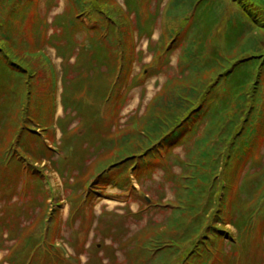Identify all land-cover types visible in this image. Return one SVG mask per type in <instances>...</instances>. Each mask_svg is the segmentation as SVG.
Returning <instances> with one entry per match:
<instances>
[{
    "label": "rangeland",
    "instance_id": "374dc122",
    "mask_svg": "<svg viewBox=\"0 0 264 264\" xmlns=\"http://www.w3.org/2000/svg\"><path fill=\"white\" fill-rule=\"evenodd\" d=\"M188 2L191 3V0ZM19 3L22 4V2ZM109 3L112 8L114 7V12L120 15L121 35L123 38L129 37V39L126 38V45L128 52L134 46L135 60L130 73L129 68L124 67L121 75L113 77L111 85L117 81L119 86L110 98L108 95L111 91L108 90L104 100L98 97L105 93V82L98 80L99 76H97L98 73L105 76L108 72L106 69L108 62L105 59L103 61L99 59L102 46H99L93 54L95 59L93 73L98 72L97 78L92 80V93L96 101L92 100L93 96L85 87L88 85L82 86L83 76L86 74L84 67L87 65V56L81 54L80 61L76 62V56L81 53L84 45L90 42H94L95 45L104 43L100 39L104 38L105 33L99 29H91L99 18L97 10L100 6L96 1H93L94 5L85 13H80L76 0H34L29 7L31 10L29 9L20 27L25 36L23 44L15 46L9 42L3 43L0 38V49L6 51L7 47L14 49L15 53L23 57L26 66L36 73L34 78L29 80L28 73L21 71L20 74L13 70L0 55V133L7 132V138L10 140L19 131L18 125L21 123L17 119L27 117V111L31 106V110L37 114L38 121L31 120L28 124H31L36 134L42 136L48 147L52 148L50 149L53 153L51 163L46 160L36 163L38 171L42 174L41 178H32L33 180L25 187L26 171L21 168L20 176L16 177L17 171L14 172V165L10 167L11 171L4 169L8 165L9 140L7 139L3 145L0 143V148L2 147V150L0 149V264H12L14 257H17L14 260L17 264H31L30 259H33L35 252L38 256H47V262L36 259L33 264H166L172 253L168 258V249L163 248L155 252L156 246L173 245L175 240L179 243L177 246L183 249L192 247L194 244L183 245L177 237L181 238L186 232L194 231L196 218L193 217V219L189 214H184L181 220L177 221L181 222L180 225H176L177 227H174L175 224L172 223L171 218L175 211L174 206L181 205L182 200L184 206L191 203V201L188 202L187 192L183 191L186 187H184L182 176L186 173L185 165L192 161L190 158H192L194 140L212 134L209 135L207 144L213 146L220 142L218 133L201 123L191 137L188 136L183 142L173 145L171 151L166 153L165 157L162 156V160L154 158L155 160L148 164L146 170H141L140 164L131 169L127 164L114 165V162L120 158V156L114 157L119 150L118 141L127 134L137 133L138 129L143 128L145 121L150 117L148 115L151 107L154 105L157 109H161L155 105L157 101H161L160 103L164 105L169 104L167 101H173L174 91L186 89L185 85L189 87L191 76L183 69L185 65H182V60H184L183 51L187 44L185 39L190 38L191 32V36L195 34V30L204 33V36L213 33V36L206 40L205 57L213 53L219 55L224 52L232 53L238 47V43L228 42V37L225 35L227 19L234 18L235 24L247 20V23H253L255 27L253 34L259 35L261 51L264 52V30H258L261 24L259 20L264 22V13L253 11L254 7L250 0H241V2L240 0H203L194 6L192 15L178 23L177 20L169 17V12L179 16L178 12L182 11L181 15H183L189 10V5L182 6L177 11L180 4H177L176 0L173 6V0H111ZM132 3L135 4V8L129 13L127 6ZM12 5V2L0 3V19H9ZM68 12L80 13L79 18L86 23L89 30L81 32L76 29L77 27L71 29L66 23ZM147 14L152 16V22H154L151 26L154 29L153 35L149 39L146 34L138 35L136 31L139 16L143 18L145 17L143 15L147 16ZM240 14H243L244 19L239 16ZM169 19L172 21L171 26L175 29L179 25L185 27L189 19L190 24L193 25L184 40L177 42L178 45L168 43L172 38H167L168 33H166ZM43 20L47 21V26H43ZM200 21L205 26L202 30L198 26ZM149 25V22H145L146 27ZM209 26L212 30L208 28ZM68 33L72 37L75 33L72 43L67 37ZM54 35L56 38L53 37L48 41ZM163 39H167L165 43H162ZM181 45L185 46L181 48ZM163 49L168 50L165 56L161 52ZM73 53H75L74 57H72ZM154 55L156 56L153 60ZM223 57L229 61L228 54H223ZM160 61H162L161 64ZM64 68L67 70L66 74H64ZM155 68L158 69L154 70ZM220 68L222 65L216 67L214 71L204 68L196 73L194 80L200 87L199 95L209 86L213 89L222 88L224 82L216 86V81L222 82L226 75L225 68L222 74L217 73ZM230 68H233V65H228V69ZM90 76L91 74L88 79ZM22 79L33 85L36 93L31 97L27 96L29 87L24 84L25 81L22 82ZM260 79V88L264 90V66ZM54 89H57L56 96L47 110L46 98L49 103V91ZM65 91L72 96H77L81 101L80 104L77 106L70 99L65 100ZM185 93L189 94L188 91ZM192 96L197 102L193 107H200L199 96ZM38 99L41 100L37 101ZM86 101L87 110L91 111V114H94L93 111L98 112L99 119L103 122L101 129H91L95 121L88 122L85 114L87 110H83ZM26 103L29 104L28 108L25 107ZM162 113L165 115L164 111ZM258 117L261 123L257 134L264 127V119L262 121L264 112L262 117ZM255 118L257 119V115ZM39 121L42 124H39ZM240 121L242 122L243 118ZM178 122V125H182L183 118H178ZM253 127V130L257 128V126ZM104 128L108 129H105L107 135L103 136V133L91 138L92 130L104 132ZM219 148L220 145L214 147L216 152L220 150ZM13 150L17 155L20 154L19 159L26 157L18 147L15 146ZM258 151L261 160H255L256 164L254 161L246 163L231 182L227 181L230 184L227 187L228 190L224 192L222 190L225 186L224 181L233 176L229 178L230 172H224L223 166L226 163L225 158L229 156V147L223 150L220 170L218 177L215 178L217 182L213 193V205L209 208V220L205 225L200 226L202 237H204L203 231L213 217L222 214V209L223 215L226 216L223 202L226 203L227 209L231 208L229 204L233 207L232 216L230 218L226 216L224 221L233 223L240 212L237 208L241 205L246 206V201L250 205L261 194V189L255 190L256 182L250 181L258 180L259 177L256 174L264 176V172L258 173L259 168L264 167V136L259 139ZM137 160L140 161L139 158ZM105 164L106 167L111 165L112 169L109 168L108 171L101 173V178L95 179L93 176L96 172L93 173V171ZM234 171H236L235 167ZM12 173H15L14 176ZM8 176H11V179L16 178L11 181ZM262 179L264 180V177ZM130 183L132 186L129 185ZM247 183L250 185L248 186ZM132 187L134 191L130 192ZM196 194L192 202L200 209L208 194H199V192ZM75 199H78V204ZM196 207L193 213L196 212ZM187 212L186 210L184 213ZM255 218L257 219L255 223H258L255 227L256 236L253 230L247 233L249 246L247 258L264 264V259L258 258L261 254L258 251V243L264 244V236L261 241V235H259L264 228V205L261 213ZM17 225L20 229L14 233L13 228ZM227 227L233 235L236 233L233 225L228 223ZM30 229L33 231L26 232ZM196 233L192 237H200ZM221 233L225 234L224 231ZM188 243L190 244L191 241ZM147 245H150L152 249L147 248ZM17 247L19 249L15 250ZM225 247L228 252L237 251L229 242ZM26 249H30V258L26 256L24 261L23 257L26 253L16 251ZM188 251L183 250L173 254V259L168 264H181L182 258L187 256Z\"/></svg>",
    "mask_w": 264,
    "mask_h": 264
},
{
    "label": "trees",
    "instance_id": "16d2710c",
    "mask_svg": "<svg viewBox=\"0 0 264 264\" xmlns=\"http://www.w3.org/2000/svg\"><path fill=\"white\" fill-rule=\"evenodd\" d=\"M5 1L12 2L13 5L9 19H0L1 41H3V43H12L15 46L21 45L24 42L23 38L25 36L24 33L21 32L20 27H22L28 11L31 10L29 7L32 5L34 0H0V3H4ZM93 1H96L97 5H99L100 8L97 10L99 18L95 21L94 28L91 29H99L100 31L105 33L104 38L100 39L103 40L101 42L104 43H102V45H95L94 42H90L87 43L86 46L84 45V47L81 49V53H78L76 56V62L80 61L79 56L81 54L87 56V65L86 67H84V72L86 74L83 76L84 83H82V86H84V84L88 85L85 87L93 96H91L92 100L96 101V97L92 93V82L97 78V76H99L98 80H104L106 87L105 93L98 98L102 100L106 99L108 90L111 91V93L108 95V98H110L113 96L114 91L119 86L117 81H114L111 85V80L114 76L121 75L124 67L126 69L129 68L128 72L130 73V68L134 63L135 57L134 46H132L131 51L128 52L126 38L129 39V37L123 38L121 35L120 29L122 25L120 24V15L117 14V12H114V7L112 8L111 4L109 3L111 0H76V3L78 4L80 9V13H85L89 7L93 6ZM202 1L203 0H197L195 2V0H191L190 3L188 2V0H176L177 4H180V7L177 8V11H179L182 6L186 5H189V10L186 11L183 15H181L182 11L178 12L179 16H175L174 14H170L169 12V17H172L173 20H177L178 23H180L182 22L181 20L187 18L189 15H192L194 6L198 3H201ZM19 2H22V4H20ZM174 3L175 0H173L172 6ZM250 3L253 4V11L255 10L256 13H264V0H250ZM134 8L135 4H128L127 11L129 13L133 12ZM80 13L76 14L74 12H68L69 15L67 17V22H65L69 24L71 29L72 27H77L76 29L78 31H88L89 27L83 20L79 18ZM242 15L243 14H240L239 16L242 17ZM115 16L117 18H114ZM143 16L145 17L142 18V16H139V20L137 21L138 27L136 28V31L138 35L139 33L140 35L146 34L149 39L152 37V32L154 31V29L151 27L152 25H154V22H152L153 18L152 16L150 17L149 14H147V16ZM190 19L185 27L179 25L177 29L171 26V19L167 21V38L172 37L171 40L168 41V43H172V45L175 43V45H178L179 42H182L184 40L191 28H193V25L190 24ZM233 19L234 18L232 17H229L227 19L225 35L228 37V42L230 44L238 43V47H236V50L232 53H223L229 55V61H227V59L223 57V54L219 55L217 53H213L209 57L204 56L205 47L207 45L206 40L208 41V39L213 36V33L204 36V33L195 30V34L191 36V32L189 34L190 38L185 39L187 41L186 46L181 45V48L185 46V49L183 51L184 60H182V65L185 66L184 68H182L185 69L188 74H190L191 84L189 85V87L185 85L186 89L174 91L175 93L173 95V101H167V103L169 104L164 105L160 103L161 101H157L155 105L159 106L161 109H157L153 105L149 111L148 117H150L147 121H145L143 128L138 129L137 133L127 134L120 141H118L120 143L119 150L117 151V156H114H120V158L114 162V165L121 163L127 164L129 166L128 168L131 169L132 167H138L140 164V169L142 170L145 169L150 162L152 163L155 160L154 158H159V160H162V156L165 157L166 153L171 151L173 145L183 142L184 139L188 136L191 137L201 123L206 124V126H208L210 130L218 133L220 142L215 143L213 146L207 144L209 135L212 134L194 140V147L191 151L192 158H190V160L192 161H189V163L185 165L186 173L182 176L184 187H186V190L183 191L187 192V198L189 199L188 202L190 203L191 201V203L189 205L185 204L184 206L182 205V200L181 205H173L175 211L173 213V218L171 219L172 223L175 224L174 227H177L176 225H180L181 222L177 221H180L182 215L184 214H189L190 216H192V218L194 217L197 220V222L194 221L196 223L194 231L190 230L186 232L181 238L179 236L177 237L180 243L183 242V245L187 244V246H189L194 243L193 246L187 247V249L180 248L177 246L179 243L174 239L175 241L173 245H163L161 247L156 246L154 249V251L156 252L157 250L160 251L163 248H167L168 258L171 256V253L173 256V254H178V252L180 251L189 250L187 256L185 258H182L181 264H259L257 260L247 258V255L249 253L247 233L253 230L254 236H256L255 227L258 223H255L257 220L255 217L261 213L264 205V180L262 179L264 176L262 174H256V176L259 177L258 180L253 179L250 181L256 182L255 190L261 189V194H259L257 200H254L250 205H248L246 201V206H238L239 208H237V210H240V212H238L235 222L231 223L229 221H224V218H226V216L228 218L232 216L233 207L231 204H229L228 206H230L231 208L227 209L226 203L223 202L222 205L224 210L226 209V216L223 215L222 209V214H218L217 216L213 217L211 223L203 231L204 237L201 236L202 231H200V226L205 225L209 220V208L213 205L214 201L213 193L217 182V179L215 178L218 177V171L220 170V158L223 154V150L226 147H229V156L228 158H225L226 163L223 166L224 172H230V174H228L229 178L230 176H233L229 180L224 181L225 186L224 189H222L224 190V192H226V189L230 184L227 181L231 182L238 175L241 169L246 165V163L249 164L251 161H254V164H256L255 160H261L260 152L258 151V145L259 139L264 136V127L260 130V133L257 134V132L261 123L258 116L262 117V113L264 112V90L260 88V78L264 66V52L261 51L259 35L253 34V29H255L253 23H247V20H245V22L239 21V24H235ZM259 21L261 24L259 25L258 30H264V25H262L264 24V22L261 21V19ZM145 22L150 23L149 27L145 26ZM201 22L202 21H200L198 24V26H200V30L205 28V26H203L204 24H202ZM40 24L41 20L39 21V25ZM207 24L213 26V24L211 23ZM244 25H247V27H245ZM43 26H47L46 20H43ZM211 26L208 27L210 30H212ZM74 35L75 33L73 34V37L69 33L67 35L71 43L73 42L72 40L74 38ZM53 37L56 38V36L54 35L50 37L48 41L53 39ZM166 40L167 39H163L162 43H165ZM105 42H107V44H105ZM99 46H102L99 53V59H101V61L105 59V61L108 62V66L106 68L108 72L105 76H103L102 73H93L95 67V64L93 63V61L95 60L93 58V54ZM85 47L88 48L84 49ZM7 49V51L4 49H0V55L4 59L5 63H7L9 67H12L13 70L18 71L20 74L21 71L28 73L29 80L31 78L33 79L36 73L32 72V68L29 67V69L26 66V62L25 60H23V57L20 54L15 53L14 49H10L8 47ZM167 51L163 49L161 52H163L165 56L168 54ZM74 55L75 53L72 54V57H74ZM155 56L156 55L153 56V60ZM222 57L223 61L221 60ZM232 60L233 62H236L233 63ZM161 62L162 61H160V64ZM224 63L227 64L224 65ZM219 65H222V68L218 69L217 73L220 72V74H222L224 68V71H226H223L226 75L223 77L222 82L220 80L216 81V86L222 85V83L224 82L222 88L213 89V87L209 86L203 91L201 95H199L198 90L200 87L197 85V81L194 80L196 73L201 72V70L204 68L209 71H214V69ZM228 65H233V68L228 69ZM157 69L158 68H155L154 70ZM66 72L67 70L64 68V74H66ZM89 74H91L90 79H88ZM188 74L187 77H189ZM127 76H129V74H127ZM19 78H21V76ZM23 81H25V79H22V82ZM24 84L28 85L29 87L27 89L28 97H31V95H34L36 93L31 82L25 81ZM56 90L57 89L49 91V103L48 99L46 98L47 110L50 104L55 99ZM186 91H188L189 94L185 93ZM183 93L186 95H184ZM192 95L199 96L198 101L201 102L200 107H193L197 104V102L195 100L196 98H194ZM64 99H70L77 106L81 102L77 96H72L67 92L64 95ZM39 100L41 99H38L37 101ZM250 101L251 105H249ZM92 102L89 103L93 104ZM85 103L83 105V110H87L88 108L87 101ZM27 106H29V104L26 103L25 107L28 108ZM29 108L30 109L27 111L28 114L26 115L27 117H21L20 120L19 118L17 119V121L21 123L18 125L19 131L15 135H13L10 140L7 138V132H4L2 134L0 133L1 145H3L7 139L9 140V155L7 157L8 165L5 166L4 169H6L7 171H11L10 167L14 165V172L17 171L16 177L20 176L19 172L21 168L26 171L27 181L25 182V187L31 180H33L32 178H41L42 174L38 171L36 163L43 162L45 160L46 162L48 161L51 163V155H53L51 150L52 148L50 147V149L44 139H42V136L36 134L34 132V129L31 128V124H28L31 120L38 121L36 119L37 114L31 110V106ZM92 108L96 109L95 107ZM163 111L165 112V115H163ZM90 112L91 111L87 110L85 114L87 116L88 122L90 121L92 123L93 121H95L93 122V126L91 129H101L103 122L99 119L98 112L93 111L94 114H91ZM186 112L188 113L186 114ZM256 115L257 119L255 118ZM178 118H183L184 123L182 125H178ZM242 118L243 121L241 122L240 120ZM263 119L264 118L262 117V121ZM35 123L37 124V122ZM38 123L42 124L41 121H39ZM240 124L241 127H239ZM60 125L61 124H59V126ZM253 126H257V128L253 130ZM60 128L62 130V126ZM105 129L106 128L103 129L104 132H95L94 130H92L93 136L91 138H93L94 135L99 136L103 133V136L107 135L106 130L108 129ZM63 130L64 132H66L64 127ZM254 135H256L255 138H253ZM258 135H260L259 138H257ZM215 145H220V150L218 152H216L214 149ZM15 146L18 147L22 153H25L26 157L22 160L19 159L20 154L17 155L13 150ZM0 149L2 150V147ZM10 157L12 158L10 159ZM137 158H139L140 161H138ZM110 166L111 165H107L106 167L105 164L101 168L98 167L96 171H93V173L96 172L93 177L95 179L101 178V173L106 170L108 171V169L111 168ZM234 167L236 171H234ZM203 169L204 171H202ZM259 169L260 170H258V173L264 172V170L261 171V169H264V167H260ZM14 174L15 173H12L13 176ZM212 176H214L213 179ZM8 177H10L9 179L11 181L16 178L15 177L11 179V176ZM129 185H131V183ZM247 185L249 186L250 184L247 183ZM240 187L242 190V185ZM25 189L27 190V188ZM133 189L134 187H132L130 192H133ZM197 192H199V194H208V196L206 195L205 203L200 207V209L197 208L196 204L192 202V198L197 195ZM77 201L78 199H75V202L78 204L79 202ZM195 207L197 210L195 213H193L195 211ZM186 210L188 212L190 210V212L184 213L186 212ZM235 214L236 209L234 212V216ZM228 223L235 227L236 233L234 235L229 230V227H227ZM13 229L15 233L16 231H19L20 226L17 225V227H14ZM261 230L262 231L259 232V235H261L262 241L264 236V228ZM32 231L33 229H30L26 232ZM223 231L225 232V234L221 233ZM195 233L200 237H192ZM25 241L26 240H24V243H26ZM189 241H191L190 244L188 243ZM227 242H229L231 246L233 245L234 249L236 248L237 251L228 252L225 247ZM258 245V251L259 253H261L259 254L258 258L264 259V244L259 242ZM147 248L150 249L151 246L147 245ZM18 249L19 247H17L15 250ZM16 252L23 254L26 253V255L23 257L24 261L25 257H28L30 255V249ZM172 256L166 264L172 261ZM16 258L17 257H14L12 259V264H17V261H14L16 260ZM36 259L37 261H43L44 263L47 262V256H38L35 252L33 259H30V261H32L31 264L35 263Z\"/></svg>",
    "mask_w": 264,
    "mask_h": 264
},
{
    "label": "water",
    "instance_id": "95a60500",
    "mask_svg": "<svg viewBox=\"0 0 264 264\" xmlns=\"http://www.w3.org/2000/svg\"><path fill=\"white\" fill-rule=\"evenodd\" d=\"M147 200L149 201L150 199L147 197Z\"/></svg>",
    "mask_w": 264,
    "mask_h": 264
}]
</instances>
